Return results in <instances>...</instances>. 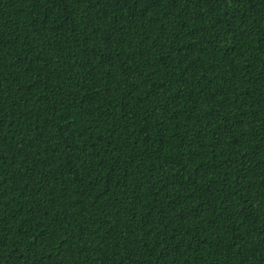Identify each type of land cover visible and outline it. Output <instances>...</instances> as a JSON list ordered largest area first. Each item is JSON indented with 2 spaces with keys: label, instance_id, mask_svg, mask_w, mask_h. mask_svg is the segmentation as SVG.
<instances>
[{
  "label": "trees",
  "instance_id": "trees-1",
  "mask_svg": "<svg viewBox=\"0 0 264 264\" xmlns=\"http://www.w3.org/2000/svg\"><path fill=\"white\" fill-rule=\"evenodd\" d=\"M0 264H264V0H0Z\"/></svg>",
  "mask_w": 264,
  "mask_h": 264
}]
</instances>
